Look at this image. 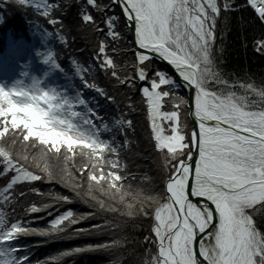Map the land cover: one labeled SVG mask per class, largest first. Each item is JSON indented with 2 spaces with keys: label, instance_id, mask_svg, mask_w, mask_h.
<instances>
[{
  "label": "snow or ice",
  "instance_id": "obj_1",
  "mask_svg": "<svg viewBox=\"0 0 264 264\" xmlns=\"http://www.w3.org/2000/svg\"><path fill=\"white\" fill-rule=\"evenodd\" d=\"M17 2L24 5L28 0ZM111 2L121 7L126 24L134 27L139 49L134 53L135 78L145 82L141 92L147 102L155 147L163 153L164 166L169 170L162 196H133L141 199V211L146 216L149 212L143 204L152 201L156 205L151 215L157 252L148 264H264V233L258 230L255 219L264 220V87L232 83L217 67L213 48L221 6L217 0ZM249 2L264 20V0ZM34 6L37 10L42 7L45 17L56 7L43 0ZM88 6L99 12L111 11L97 0H86L81 7V22L117 40L118 17L109 15L97 23ZM223 8L231 10L227 0ZM49 23L57 25L60 21L51 19ZM101 24L106 25V32ZM41 34L46 41L56 37L67 42L59 31ZM260 43L264 47V42ZM107 48L105 41L99 43V55L95 57L100 61L99 68L111 69L110 75L118 83L135 86L133 78L117 74V65L107 54ZM41 55L49 66L44 77L58 72L65 79L64 84L47 83L45 78L25 72L24 79L17 80L11 88L0 85V176L7 177L0 188V264H31L20 237L34 230L20 221L10 222L3 211V205L14 207L26 195L16 190L17 185L45 178L29 170V144L36 149L33 161L46 157L67 161L79 150L88 161L84 169L91 166L87 174L80 170L89 193L95 190L113 199L119 195L120 201L132 195L121 192L128 177L122 174L119 162L123 145L117 144V136H127L132 121L123 114L107 120L98 110L99 102L90 103L84 96L83 89L88 88L108 101L114 100L104 89L85 79L89 69L74 64L75 72L69 76L51 49ZM155 57L171 65L176 77L153 68ZM76 79L81 86L76 85ZM181 87L194 92L189 114L198 122V128L187 135L181 128L179 104L173 105L177 110L162 111L164 99ZM249 94L258 97L259 107ZM160 121L169 122L170 134H164ZM17 144L25 149L23 153L16 150ZM194 149L197 160H193ZM105 163L108 171L104 170ZM35 166L40 167L39 162ZM43 171L46 178L52 177L46 162ZM80 186L78 183L77 187ZM191 197L204 198L205 202L194 203ZM98 203L104 207L103 201ZM28 211L37 213L41 209L33 204ZM65 220L70 224L78 222L68 211L53 221L52 230L63 231L60 226Z\"/></svg>",
  "mask_w": 264,
  "mask_h": 264
},
{
  "label": "trees",
  "instance_id": "obj_2",
  "mask_svg": "<svg viewBox=\"0 0 264 264\" xmlns=\"http://www.w3.org/2000/svg\"><path fill=\"white\" fill-rule=\"evenodd\" d=\"M45 1L46 3L56 5L47 17L42 16V7L41 10H37L34 6L38 3V0H28L24 5H20L17 0H0V49L5 44L8 30H11L15 35H26L31 28L37 27L42 31H52L53 33L59 31L62 35H65L66 43H62L56 37L49 38V44L57 53L58 58L66 66H70L68 60H78L86 64L98 84L103 87L108 95L114 97V100H116L107 103L108 112L115 117V108H117V114L119 111L126 119L132 121V127L127 131L130 145L121 150V156L119 153L122 174L128 177L125 188L121 189V191L147 194L154 197L162 196L164 183H166L168 178L167 169L162 165L160 171L157 173L155 163L150 166L149 161L142 162L139 158L143 142L146 147L145 151H149L150 157L155 161L160 159V157L163 158V153L155 147L147 102L141 92L143 86L138 78H135L133 65L136 63V57L118 8L111 0H97V3L110 8V12L107 10L99 12L88 6V10L93 13L97 23H99L101 18L107 19L109 15L118 17L116 31L119 32V38L112 40L111 37L105 36L103 32L97 31L91 25L81 22V7L85 4L86 0ZM218 3L221 6V14L217 19L216 42L213 49L217 67L232 83H252L258 88L264 87V49L260 43L264 42V20H261L256 11L249 6L248 0H227V3L231 5V10L229 11H225L223 8L225 0H218ZM51 19H57L60 23L51 25L49 23ZM61 24H63V28H61ZM100 27L104 28L105 32L107 31L106 25L101 24ZM77 29L82 30L85 42L94 43L97 52H99V43L105 41L108 45L107 54L117 65V74L133 78L135 86L129 87L127 84L118 83L116 78L110 75L111 69L101 70L99 68V60H97L98 63L95 64L96 68L92 72L93 65L90 61L91 59L88 56L86 58L82 56L81 49L83 46L74 34ZM258 45L263 50L260 49L258 51ZM153 68L163 70L171 75L168 69L155 61H153ZM163 87L167 88L168 86ZM237 91L242 92L240 89H237ZM129 103H131V108H129ZM165 103L169 110H177L173 108L174 104L180 105L178 111L181 128L182 130L183 128L186 129V135L190 134L192 124L188 116L187 97L183 88L174 90V94L165 98ZM28 149L29 151H35L30 144L26 149L27 154L29 153ZM16 150L20 152L25 151L20 144L16 145ZM79 160H83V162L87 161L86 157L81 156L79 150H77V154L69 160L71 166L74 167V171L71 174L73 173V176L76 177L75 179L69 177L70 187H67L59 180L46 178L47 176L42 173L41 175L45 177L46 182L38 186V191L25 196V204H35L41 209L31 220L30 229L34 231L28 235L35 242L36 254L41 259L40 264H88L90 258L102 253L100 251L102 249L105 252L104 257H102L103 264L107 262L112 264H119V262H124L123 264H143L140 259L136 258V255L130 252L132 248H140V245L137 246L135 242V246H133V243L129 241L130 238H127V234L122 232V229L126 227L125 216L119 215V218L115 219L114 215L117 214L111 215L112 209L116 210V207L123 208L124 205L121 201L117 202L107 199L105 196L109 195H105L104 193L95 190V193L93 191L89 193L87 184L80 178V167L82 165L78 164ZM36 163L37 161H33L32 157L29 158V166L33 168ZM104 170H109L106 163L104 164ZM78 183L81 184L80 187H77ZM128 185H130V188H128ZM78 190L80 193H76ZM133 196L135 195H128L126 198L134 199ZM65 197L67 199H64ZM93 197L96 199H93ZM84 198L92 202L94 200L91 207L96 208L95 203L97 209L84 207L83 204L85 202H82ZM136 200L134 199V201ZM139 200L135 208L133 207V209H136V212L129 216L134 223V227L132 226L134 230L131 231V236L133 237L131 238L140 239L137 242H141L142 249H145L144 245L146 243L150 244V241L154 240L152 228L155 222L151 213L156 205L152 201H148L147 205L143 204L149 212V215L146 216L141 211L142 203L141 199ZM98 201H103L104 207L102 209H105V212L100 210L101 207ZM107 207H109L107 210L111 211L110 213H107ZM66 209L73 211L74 218L78 222L70 224L67 220L60 226L64 229L63 231H53L50 219L57 212ZM255 219L257 228L261 233H264V220L259 217ZM95 225H99L100 228H94ZM101 231H104V233L100 236L94 234ZM41 233L48 234L42 235ZM146 237L148 238L147 240ZM144 240L145 243H142ZM31 242L32 240L29 244ZM63 243L69 244V246L65 247ZM102 244L107 245V247H103L102 249L101 247H97V245ZM76 249L84 250L77 252L75 251ZM109 251H111L110 254ZM118 252L123 255L124 252H127L126 257L125 255L124 257L119 256L115 261L107 258V256L112 257V255H115L114 253ZM84 255L87 258L83 257Z\"/></svg>",
  "mask_w": 264,
  "mask_h": 264
},
{
  "label": "rangeland",
  "instance_id": "obj_3",
  "mask_svg": "<svg viewBox=\"0 0 264 264\" xmlns=\"http://www.w3.org/2000/svg\"><path fill=\"white\" fill-rule=\"evenodd\" d=\"M74 34L81 41V44L83 46V48L81 49L82 56L84 58H86L88 56L91 59L90 61H91L92 65L95 67V63L96 64L98 63V61L95 59V57L98 56L99 52L96 51V48L94 47V43H88V42H85L83 40V32H82V30L77 29L74 32ZM32 40H33L32 44L35 47V49L33 51H31L30 43H27V41L25 40V41L22 42V44L25 43L27 45V47L24 44H23V47L22 46H17V48H16V52L17 53H16L15 56H13L11 58L9 57V53H8L7 49H10V48H7L3 53H1V55H0V85H3L5 88H11L15 84V82L17 80L24 79V75L23 74L25 72H27L29 74V76L45 78L44 74L49 71V66L43 62L41 54L44 53L49 48L46 46V40H45L44 36L41 33H35L32 36ZM258 47H259V45H258ZM262 48L264 49V47H262ZM19 54H20V57H18ZM77 64L80 65L79 62H77ZM81 66L84 67L83 64ZM66 73L69 76H72L74 74V73H69V72H66ZM45 79H46L47 83L59 82L60 84H64L66 82L65 79L58 72L54 73V74H51L50 76H48ZM75 83H76L77 86H81V81L79 79H76ZM83 92H84V96L86 98H89L90 103L95 104L96 92L94 90H91V89H88V88H84ZM249 95H250L251 99L257 100L258 107H259L258 97L254 96V95H251V94H249ZM92 98H94V99H92ZM114 101H116V100H114ZM121 102L123 103V101H121ZM128 105H131V103H129ZM257 110H258V108H257ZM119 115L121 116L120 113H119ZM149 121H150V124H151V120L150 119H149ZM151 128H152V126H151ZM167 131H168V134H170L171 129L169 127V124L167 126ZM183 132L186 133V129L183 128ZM168 134H166V135H168ZM145 149H146L145 143L143 142V146H142L141 152L139 154L140 160L142 162L149 161V165L150 166H152V164L155 163V165H156L155 170L158 173V171H160V168L162 167V165L164 166L163 158L160 157L161 160L158 159L157 161H155L152 157H150V152L149 151L148 152L145 151ZM28 151H29V149H28ZM22 153H23V151H22ZM34 154H36V149H35V151H29V153H28L29 158H31ZM37 162H39L40 167H36V166L34 167L33 166V169L29 168V170L34 171L36 174L40 175V174L43 173L44 175L47 176V174L43 171V165L46 162V163H48V165H50L49 168H50V171L52 172V177L50 179L59 180L62 183H64L67 187L71 186L70 185V181H69V177H73L74 179L76 178V177L73 176V173L71 174V172L74 171V167L71 166V164L69 163V160L66 161L62 157L59 160L56 159L55 157H46V158H43V159H39ZM87 163H88V161H86V162H83V160H79L78 161V164L82 165L80 167L81 169H84V166ZM90 167L91 166L89 164L88 168L84 169L86 174H87V171L90 170ZM164 168H166V167L164 166ZM166 169H167L166 171L168 172V168H166ZM160 174H161V172H160ZM161 179H162V176H161ZM164 188H165V183H164ZM156 190L159 191L158 188H156ZM85 192H87V191H85ZM121 192H123V191H121ZM76 193H80V191L78 190V191H76ZM93 193H95L94 190H93ZM132 194L136 195L135 193H132ZM127 196L128 195L125 196L124 201H121V203L124 205V207L123 208L116 207L117 209L113 210L111 215L112 214H117V215H114L115 219H118L119 215H124L125 216L126 227H125V229H122V232L123 233L125 232V234H127V238H130L129 241H131L133 243V246H135V242H136L137 246L140 245V248L135 247L134 248L135 250L132 248V250L130 252L133 255H136V258L140 259V261H142L141 263L148 264V261L152 257H154L156 252H157L155 236H154V240L150 241V244L146 243L144 245L145 249L144 248L142 249L141 242H137V241H140V239L137 240V238H135V237H134V239L131 238V237H133V236H131V234H132L131 231L134 230V228H133L134 227V223L131 221V219L129 217L130 215H128V213L132 211L131 213L134 214L136 212V209H133V207L135 208V206L137 205V203H139L140 200H139V198H137V200L134 201V199L126 198ZM105 197L107 199H111V201L120 202L119 195H118V197L116 196L115 199L111 198L110 196H105ZM139 197H141V198L148 197V195L147 194L143 195V194L139 193ZM82 200H83L82 201L83 203L85 202L83 204L84 207L92 208L91 204L94 202V200H93V202L92 201H88L85 198L82 199ZM147 202L148 201L145 202V205H147ZM94 205H95L96 208H92V209H97V206H96L95 203H94ZM128 205H132V207L129 208ZM107 209H109V207L106 208V211H107V213H110L111 211H108ZM100 210L102 212H105L104 211L105 209L103 210L102 208H100ZM68 211H69V209L64 210V214L67 213ZM103 233H104V231H101V232H98V233H94V234L100 236ZM142 243H145V240L142 241ZM63 244H64L65 247L69 246V244H65V243H63ZM102 250H100L102 253H100L98 255H94L95 257L90 258L88 264H103L102 263V257H104L105 252L102 251ZM110 252L111 251H109V254H110ZM138 252H140V254H138ZM114 254L115 255H112V257L107 256V258L109 260L115 261V259H118L119 256L124 257V255H125V257H126L127 252H124V255L123 254H119V252L118 253H114ZM83 257H86V255H84ZM136 262H138V261H136ZM123 263L124 262H119V264H123ZM106 264H112V263L107 262Z\"/></svg>",
  "mask_w": 264,
  "mask_h": 264
},
{
  "label": "water",
  "instance_id": "obj_4",
  "mask_svg": "<svg viewBox=\"0 0 264 264\" xmlns=\"http://www.w3.org/2000/svg\"><path fill=\"white\" fill-rule=\"evenodd\" d=\"M118 7H119V9H120V11H121V13H122L121 7H120V6H118ZM122 15H123V13H122ZM123 17H124L125 22H126V17H125L124 15H123ZM127 27H128V30H129L130 38H131V40H132V42H133V45H134V47H135V50L137 51V50H139V49H138V45L135 43V31H134V27H133V25H132L131 23H128V24H127ZM140 51H143V50H140ZM154 59L157 60V61H159V62L162 63L164 66L168 67L173 73H175V69H174L171 65H169L167 62L160 60L159 57H155ZM175 75H176V74H175ZM185 89H186V91H187V95H188V107H189V109H190V111H191V110H192L193 99H194V92H193L191 89H187V88H185ZM190 118H191V120H192L193 127H194V128H198V122H196V121L193 119L192 115H190ZM197 159H198V156L195 154V149H194L193 160H197ZM191 199H192V201H194L195 203H196L197 201H199L200 203H204V202H205V201H204V198L191 197ZM198 206H199V205H198ZM197 239L199 240V237H198Z\"/></svg>",
  "mask_w": 264,
  "mask_h": 264
},
{
  "label": "bare ground",
  "instance_id": "obj_5",
  "mask_svg": "<svg viewBox=\"0 0 264 264\" xmlns=\"http://www.w3.org/2000/svg\"><path fill=\"white\" fill-rule=\"evenodd\" d=\"M195 203V202H194ZM205 243H207V241H205Z\"/></svg>",
  "mask_w": 264,
  "mask_h": 264
}]
</instances>
